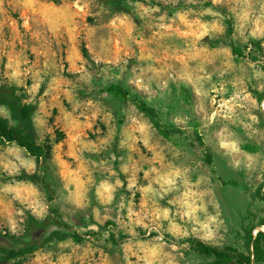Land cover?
<instances>
[{"label": "rangeland", "instance_id": "obj_1", "mask_svg": "<svg viewBox=\"0 0 264 264\" xmlns=\"http://www.w3.org/2000/svg\"><path fill=\"white\" fill-rule=\"evenodd\" d=\"M217 10L260 62L231 54ZM263 55L264 0H0V85L24 90L52 149L37 168L0 145V246L25 251L0 264H213L198 243L246 254L250 214L264 218ZM51 207L99 241L75 242Z\"/></svg>", "mask_w": 264, "mask_h": 264}, {"label": "trees", "instance_id": "obj_2", "mask_svg": "<svg viewBox=\"0 0 264 264\" xmlns=\"http://www.w3.org/2000/svg\"><path fill=\"white\" fill-rule=\"evenodd\" d=\"M217 11L226 21L231 54L237 59H248L254 63L260 62L258 58L247 53L248 49H256L261 53L260 43L249 38L246 46H236L231 39L235 29L233 17L224 10ZM262 59H264V55L262 56ZM108 91L109 93L124 99L129 97L127 92L119 87L109 88ZM136 105L153 128L159 131L162 135H166L155 116V112L143 102H137ZM0 107L6 108L9 111L12 120L19 125L18 128L13 127L8 119L0 115V145L4 146L9 144L22 149L29 157L33 158L37 168L47 166L51 159L52 149L49 142L40 143L34 137L32 130L33 105L28 101L24 90L12 85H0ZM194 135L200 146L204 149L206 164L211 165V153L206 147L203 138L197 129L194 130ZM37 179L44 188L52 194L50 184L45 178V175L42 173L37 174ZM219 181L224 186L233 185V183L225 182L221 179H219ZM262 187H264V183L262 184ZM49 215L52 223L61 230L70 232V238L75 242L99 241L98 234L94 232H89L87 234H80L78 232L71 233V228L59 218L56 209L51 207L49 209ZM248 221L249 224L244 229L243 239L246 254L240 253L233 248H219L202 243L197 244V251L205 257L212 258L213 264H264V232H258L253 235V231L256 228L264 227V218L259 223L255 224V219L250 214V219ZM49 239L60 241L62 240V235L60 232H55L49 237ZM112 240L115 241V238L111 237V241ZM24 253V250H8L0 246V263L16 260L23 256Z\"/></svg>", "mask_w": 264, "mask_h": 264}]
</instances>
